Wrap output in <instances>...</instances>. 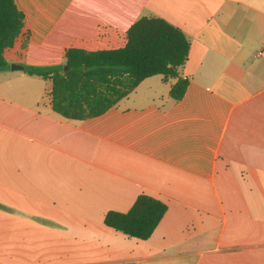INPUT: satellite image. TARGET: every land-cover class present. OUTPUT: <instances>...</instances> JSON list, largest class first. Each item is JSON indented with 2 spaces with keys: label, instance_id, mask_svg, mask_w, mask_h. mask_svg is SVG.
<instances>
[{
  "label": "crops",
  "instance_id": "obj_1",
  "mask_svg": "<svg viewBox=\"0 0 264 264\" xmlns=\"http://www.w3.org/2000/svg\"><path fill=\"white\" fill-rule=\"evenodd\" d=\"M15 1L29 40L11 66L121 48L159 17L190 39V83L176 101L155 75L72 120L50 81L0 71V264H264V0ZM142 193L167 205L150 238L105 224Z\"/></svg>",
  "mask_w": 264,
  "mask_h": 264
},
{
  "label": "trees",
  "instance_id": "obj_2",
  "mask_svg": "<svg viewBox=\"0 0 264 264\" xmlns=\"http://www.w3.org/2000/svg\"><path fill=\"white\" fill-rule=\"evenodd\" d=\"M24 13L15 0H0V71L8 70L5 52L25 31ZM123 47L87 51L69 48L64 65L24 66L29 76L51 82L50 106L64 118L86 120L105 114L130 95L145 79L161 75L174 80L169 94L180 101L190 80L182 76L190 53V39L178 27L159 17L143 16L126 32ZM24 46V47H25ZM66 67V68H65ZM167 211L161 200L142 193L125 213L110 211L104 222L128 237L147 240Z\"/></svg>",
  "mask_w": 264,
  "mask_h": 264
},
{
  "label": "rangeland",
  "instance_id": "obj_3",
  "mask_svg": "<svg viewBox=\"0 0 264 264\" xmlns=\"http://www.w3.org/2000/svg\"><path fill=\"white\" fill-rule=\"evenodd\" d=\"M21 51L19 48H15L14 50H9L7 56L10 59L11 62H16L18 60H21ZM47 85H51V82H47ZM146 90V88H144Z\"/></svg>",
  "mask_w": 264,
  "mask_h": 264
},
{
  "label": "water",
  "instance_id": "obj_4",
  "mask_svg": "<svg viewBox=\"0 0 264 264\" xmlns=\"http://www.w3.org/2000/svg\"><path fill=\"white\" fill-rule=\"evenodd\" d=\"M11 68H12L13 70H18V69H23L24 67H22V66H17V65H12ZM65 68H66V67H65Z\"/></svg>",
  "mask_w": 264,
  "mask_h": 264
}]
</instances>
